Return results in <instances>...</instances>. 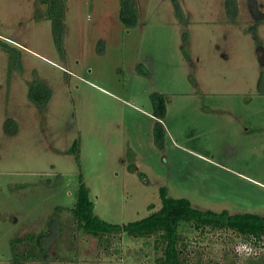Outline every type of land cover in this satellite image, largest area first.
I'll return each mask as SVG.
<instances>
[{"label":"rangeland","instance_id":"obj_1","mask_svg":"<svg viewBox=\"0 0 264 264\" xmlns=\"http://www.w3.org/2000/svg\"><path fill=\"white\" fill-rule=\"evenodd\" d=\"M132 1L125 24L120 0H65L59 50L47 5L0 0V264L52 217L48 257L25 264H161L153 236L103 251L80 231L69 244L82 179L112 223L159 209L163 190L264 214V0ZM37 79L52 91L45 107L28 95ZM184 236V264H264L234 232Z\"/></svg>","mask_w":264,"mask_h":264},{"label":"trees","instance_id":"obj_2","mask_svg":"<svg viewBox=\"0 0 264 264\" xmlns=\"http://www.w3.org/2000/svg\"><path fill=\"white\" fill-rule=\"evenodd\" d=\"M47 5V16L52 22L53 37L59 50H62V38L65 28V0H40ZM121 2V19L125 24H133L137 20V11L132 0H120ZM3 48L5 44L1 43ZM263 78V77H262ZM261 86V85H260ZM264 92V89H260ZM51 88L42 80H33L29 84V98L40 107H45L51 97ZM158 95H153L156 112L163 115L164 109L159 110ZM159 124H161L159 122ZM163 131V129H162ZM160 134L158 133V136ZM77 142L73 145L76 150ZM77 200L71 209L72 223L75 224L73 232V243L76 240L78 232H83L89 236L97 238L103 248L109 250L110 244L117 238L122 239L124 235L128 238L143 239L154 237V247L162 252L161 257L155 258L156 263L161 264H184V254L187 251L184 232L186 229L193 228L201 230L203 233L206 229H223L236 233L240 238L237 247L250 245L257 259L262 260V256L257 257V251L264 249V214L257 213H230L227 209L214 211L211 209H202L196 207L187 198H177L166 194L163 190L161 193L162 205L159 209L152 211L147 216L125 224L112 223L99 217L95 211V203L90 197V189L81 180L77 190ZM154 209L153 204L149 206ZM58 211L60 207L57 208ZM55 219L48 221V229L40 234L31 233L25 237H15L11 241L13 251V263L25 264L26 261L35 260L36 257L46 259L48 257L47 237L50 234L52 223ZM71 223V222H70ZM70 223L68 227H70ZM73 229V228H72ZM74 230V229H73ZM25 242V243H24ZM24 243L29 247L21 251L20 245ZM26 247V246H25ZM252 252V253H253ZM108 253H110L108 251ZM114 253L119 254L121 251L117 248ZM142 255L141 252L135 253ZM261 254V253H260ZM145 255L150 256L149 253ZM35 256L34 259H31Z\"/></svg>","mask_w":264,"mask_h":264},{"label":"built area","instance_id":"obj_3","mask_svg":"<svg viewBox=\"0 0 264 264\" xmlns=\"http://www.w3.org/2000/svg\"><path fill=\"white\" fill-rule=\"evenodd\" d=\"M238 250H239V252L245 253V254H249V253L252 254V252H253V249L250 245L240 246V247H238Z\"/></svg>","mask_w":264,"mask_h":264}]
</instances>
